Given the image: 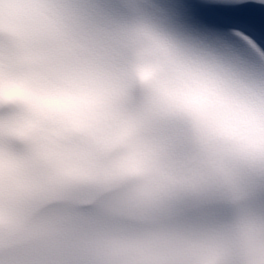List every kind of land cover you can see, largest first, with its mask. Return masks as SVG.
Listing matches in <instances>:
<instances>
[{"label":"clouds","instance_id":"clouds-1","mask_svg":"<svg viewBox=\"0 0 264 264\" xmlns=\"http://www.w3.org/2000/svg\"><path fill=\"white\" fill-rule=\"evenodd\" d=\"M170 2L0 0V264H264V56Z\"/></svg>","mask_w":264,"mask_h":264},{"label":"snow or ice","instance_id":"snow-or-ice-1","mask_svg":"<svg viewBox=\"0 0 264 264\" xmlns=\"http://www.w3.org/2000/svg\"><path fill=\"white\" fill-rule=\"evenodd\" d=\"M169 7L192 25L225 35L242 55L257 52L264 56V2L258 0H171ZM244 194L264 200V167L260 175L244 187ZM191 206L181 198L161 204L156 211L178 214L208 211Z\"/></svg>","mask_w":264,"mask_h":264}]
</instances>
